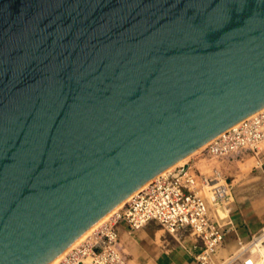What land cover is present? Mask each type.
Wrapping results in <instances>:
<instances>
[{"label": "water", "instance_id": "1", "mask_svg": "<svg viewBox=\"0 0 264 264\" xmlns=\"http://www.w3.org/2000/svg\"><path fill=\"white\" fill-rule=\"evenodd\" d=\"M264 109V0H0V264H51Z\"/></svg>", "mask_w": 264, "mask_h": 264}, {"label": "built area", "instance_id": "2", "mask_svg": "<svg viewBox=\"0 0 264 264\" xmlns=\"http://www.w3.org/2000/svg\"><path fill=\"white\" fill-rule=\"evenodd\" d=\"M245 153L264 155V109L206 144L191 161L135 192L56 264H129L118 228L125 224L134 234L150 222L189 241L195 264H216L217 252L235 233L234 195L219 164ZM242 264H264V258L249 256Z\"/></svg>", "mask_w": 264, "mask_h": 264}, {"label": "crops", "instance_id": "3", "mask_svg": "<svg viewBox=\"0 0 264 264\" xmlns=\"http://www.w3.org/2000/svg\"><path fill=\"white\" fill-rule=\"evenodd\" d=\"M233 210L237 213V217L232 216L235 233L232 232L227 237L225 244L217 252L216 261L228 255L231 250L228 243L231 239H245L259 231L264 224L262 216L244 209V206L236 207L233 204ZM118 230L129 264H195L193 254L188 249L189 241L178 240L155 222L148 223L134 234L128 233L125 224H121Z\"/></svg>", "mask_w": 264, "mask_h": 264}, {"label": "rangeland", "instance_id": "4", "mask_svg": "<svg viewBox=\"0 0 264 264\" xmlns=\"http://www.w3.org/2000/svg\"><path fill=\"white\" fill-rule=\"evenodd\" d=\"M191 160L192 157L189 161ZM219 165L232 187L235 206H244V209L256 212L264 218V155L254 158L252 153H245L235 159L223 161ZM232 216L237 217L234 210ZM240 240L241 245L238 238L231 239L228 243L229 247L231 246L230 252L220 260L217 259L216 264H242V261L249 256L264 258V224L259 231ZM257 240L259 243L255 248L256 252H251ZM236 247H239V250H236Z\"/></svg>", "mask_w": 264, "mask_h": 264}, {"label": "bare ground", "instance_id": "5", "mask_svg": "<svg viewBox=\"0 0 264 264\" xmlns=\"http://www.w3.org/2000/svg\"><path fill=\"white\" fill-rule=\"evenodd\" d=\"M200 150H202V148L200 149ZM200 150H198L197 152H195L193 155H195V154H197ZM193 155H191V156H189L188 158H186V159H184L183 161H181L179 164H177L176 166H174L173 168H171L170 170H168V171H171L172 169H174L175 167H177V166H181V165H184V164H186L189 160H190V158L193 156ZM167 171V172H168ZM166 173V172H165ZM109 217V215L108 216H106L104 219H102L99 223H97L93 228H91L88 232H86L81 238H79L74 244H72L64 253H62L56 260H54L51 264H56L57 263V261H59L60 260V258L71 248V247H73L74 245H76L77 243H79L81 240H83L91 231H93L96 227H98L102 222H104L107 218ZM257 243H259V240H257L256 241V243L255 244H257ZM254 244V245H255ZM252 245V244H251ZM231 247V246H230ZM236 250H239V247H236L235 248ZM235 251V250H234Z\"/></svg>", "mask_w": 264, "mask_h": 264}]
</instances>
